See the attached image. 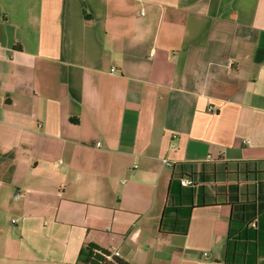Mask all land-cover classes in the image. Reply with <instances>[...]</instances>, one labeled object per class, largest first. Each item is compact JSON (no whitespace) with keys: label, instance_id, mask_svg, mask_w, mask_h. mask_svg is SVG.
Masks as SVG:
<instances>
[{"label":"crops","instance_id":"obj_1","mask_svg":"<svg viewBox=\"0 0 264 264\" xmlns=\"http://www.w3.org/2000/svg\"><path fill=\"white\" fill-rule=\"evenodd\" d=\"M87 243L264 264V0H0V264Z\"/></svg>","mask_w":264,"mask_h":264},{"label":"trees","instance_id":"obj_2","mask_svg":"<svg viewBox=\"0 0 264 264\" xmlns=\"http://www.w3.org/2000/svg\"><path fill=\"white\" fill-rule=\"evenodd\" d=\"M213 172L214 171H212L211 173H213ZM198 174L202 175L204 173L199 172ZM187 175L188 176H180L178 178L179 184L181 186H184V187H190V188L195 187L196 180H197L195 178L196 172L195 173L190 172ZM183 178H188L190 180V183L187 185H182L181 180ZM252 203H254V200ZM165 211H166V207L164 209L163 216H164ZM259 215H260V212H254V217L251 220L244 221V223L242 221H240V222H236V223L232 224V221H231V224H230L229 229H228L227 237H226L227 244L230 242L231 243L235 242V241L239 240L240 238H242V232L239 231V230H241V228H243L246 231V230H250V229L256 227L258 225V222L260 219ZM161 226H162V223H161ZM234 226H238L239 229L235 228ZM237 232H239V233L236 234ZM108 255H109L108 250L101 248L97 244L87 243L83 247L80 248L79 253H78V259L83 264H125L118 257H113V258L109 259ZM227 256H228V250H227ZM227 260H229L228 257H227ZM227 260H226L227 263H234V262L227 261Z\"/></svg>","mask_w":264,"mask_h":264},{"label":"built area","instance_id":"obj_3","mask_svg":"<svg viewBox=\"0 0 264 264\" xmlns=\"http://www.w3.org/2000/svg\"><path fill=\"white\" fill-rule=\"evenodd\" d=\"M212 110V108H209ZM99 143H97L96 145H98ZM164 162H166V160L164 159L163 160ZM190 183V180L188 178H183L181 180V184L182 185H187ZM12 222H14L15 220H11ZM119 256V253L117 251H109V255H108V258L111 259L113 257H118Z\"/></svg>","mask_w":264,"mask_h":264}]
</instances>
